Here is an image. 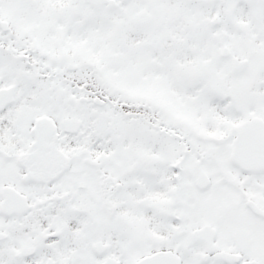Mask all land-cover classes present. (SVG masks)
Instances as JSON below:
<instances>
[{"label":"snow or ice","instance_id":"1","mask_svg":"<svg viewBox=\"0 0 264 264\" xmlns=\"http://www.w3.org/2000/svg\"><path fill=\"white\" fill-rule=\"evenodd\" d=\"M0 264H264V0H0Z\"/></svg>","mask_w":264,"mask_h":264}]
</instances>
